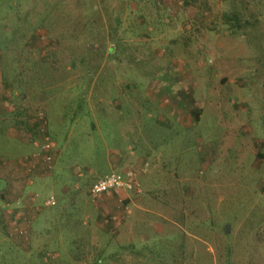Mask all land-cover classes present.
Instances as JSON below:
<instances>
[{"label":"rangeland","instance_id":"obj_1","mask_svg":"<svg viewBox=\"0 0 264 264\" xmlns=\"http://www.w3.org/2000/svg\"><path fill=\"white\" fill-rule=\"evenodd\" d=\"M0 264H264V0H0Z\"/></svg>","mask_w":264,"mask_h":264},{"label":"built area","instance_id":"obj_2","mask_svg":"<svg viewBox=\"0 0 264 264\" xmlns=\"http://www.w3.org/2000/svg\"><path fill=\"white\" fill-rule=\"evenodd\" d=\"M53 143L48 142L43 145L44 150L48 151L53 148ZM48 164L51 163V156H46ZM138 187L136 178L131 171H125L122 173H108L91 184L88 190V194L92 199H99L105 194L118 192V191H130ZM55 203L53 196H50L44 203L45 206H52Z\"/></svg>","mask_w":264,"mask_h":264},{"label":"crops","instance_id":"obj_3","mask_svg":"<svg viewBox=\"0 0 264 264\" xmlns=\"http://www.w3.org/2000/svg\"><path fill=\"white\" fill-rule=\"evenodd\" d=\"M27 106H28V99L19 97V94L15 92L14 93L12 92V93H9L8 95L6 94L3 96L2 107L5 113H14V112L22 111L23 108H27ZM118 192H126V191H118ZM10 220H12V218ZM12 221L15 222V220H12Z\"/></svg>","mask_w":264,"mask_h":264}]
</instances>
